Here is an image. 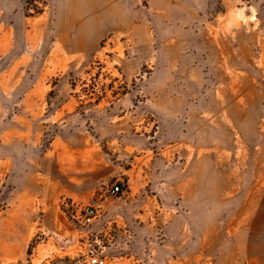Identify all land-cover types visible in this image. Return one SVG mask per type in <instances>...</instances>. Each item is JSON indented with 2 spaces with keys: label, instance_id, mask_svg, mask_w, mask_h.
I'll list each match as a JSON object with an SVG mask.
<instances>
[{
  "label": "rangeland",
  "instance_id": "rangeland-1",
  "mask_svg": "<svg viewBox=\"0 0 264 264\" xmlns=\"http://www.w3.org/2000/svg\"><path fill=\"white\" fill-rule=\"evenodd\" d=\"M95 255L264 264V0H0V264Z\"/></svg>",
  "mask_w": 264,
  "mask_h": 264
},
{
  "label": "built area",
  "instance_id": "built-area-1",
  "mask_svg": "<svg viewBox=\"0 0 264 264\" xmlns=\"http://www.w3.org/2000/svg\"><path fill=\"white\" fill-rule=\"evenodd\" d=\"M120 192V186L118 184L114 185L111 189L112 194H118ZM98 206L97 205H89L86 206L81 211V220L84 225H90L93 221L98 217ZM89 264H105V260L98 256H91Z\"/></svg>",
  "mask_w": 264,
  "mask_h": 264
},
{
  "label": "crops",
  "instance_id": "crops-1",
  "mask_svg": "<svg viewBox=\"0 0 264 264\" xmlns=\"http://www.w3.org/2000/svg\"><path fill=\"white\" fill-rule=\"evenodd\" d=\"M101 199V198H100ZM99 206H102L104 203H108L109 204V201H108V197H105L104 198V200L103 201H101V200H99ZM110 207V206H109ZM98 222H99V220H98ZM97 222V223H98ZM97 223L94 225V230H96L97 231ZM98 231L101 233V231H102V228H101V226H100V222L98 223Z\"/></svg>",
  "mask_w": 264,
  "mask_h": 264
}]
</instances>
